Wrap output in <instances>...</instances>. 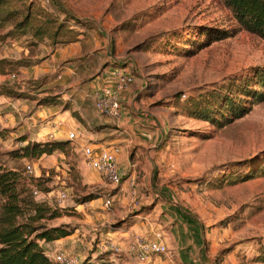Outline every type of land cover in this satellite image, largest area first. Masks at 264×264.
Listing matches in <instances>:
<instances>
[{
    "label": "rangeland",
    "instance_id": "obj_1",
    "mask_svg": "<svg viewBox=\"0 0 264 264\" xmlns=\"http://www.w3.org/2000/svg\"><path fill=\"white\" fill-rule=\"evenodd\" d=\"M46 22L51 31L60 22L66 30L95 29L111 41V53L117 56L113 64L130 68L139 80V109L163 133L151 160L156 188L163 194L156 199L184 207L203 224L218 263L264 264V101L223 127L194 116L198 108L219 120L216 95L235 85L256 87L254 70L264 69V39L243 30L222 0H51L50 5L4 0L0 43L18 40L19 50L15 59H0V72L18 73L20 66L41 60L29 55L47 38L40 36ZM36 82L25 83L26 97H13L44 104L34 93ZM9 131L0 130V163L22 174L18 189L26 203L19 221L71 230L62 246L85 256V264L108 240L100 239V230L122 225L113 216L115 221L96 226L102 215L116 213L114 198L112 210L104 208L106 195L112 196L115 188L106 191V186L86 182L68 149L67 155L57 149L42 158L10 153L21 150L27 136ZM27 164L34 166L32 172ZM61 187L69 194L63 204L57 196ZM89 195L96 198L81 202ZM35 204L45 208L43 217L35 214Z\"/></svg>",
    "mask_w": 264,
    "mask_h": 264
},
{
    "label": "crops",
    "instance_id": "obj_2",
    "mask_svg": "<svg viewBox=\"0 0 264 264\" xmlns=\"http://www.w3.org/2000/svg\"><path fill=\"white\" fill-rule=\"evenodd\" d=\"M77 29L74 42L55 43L51 38L40 42L36 52L29 55L33 59L41 58L39 62L20 66L18 73L0 72V85L13 86L25 92V83L35 80L38 84L35 95H59L57 103L47 104L0 95V130L10 129V134L26 135L27 140L23 144L51 140L69 142L65 149L74 156L83 179L108 187L106 191L115 188L112 197L117 200L116 213L102 215L96 226L109 223L111 219L115 221L111 217L118 216L123 221L122 225L119 228L106 226L100 230L99 236L101 240L102 236L114 239L124 251L114 253L99 249L84 261L85 264H137L128 251L131 239L135 235L152 236L156 232L162 233L168 251L154 255L147 264H222L214 259L212 248L208 249L211 233L197 218L182 206L156 199L162 192L156 188L151 160L163 133L161 126L139 109L138 96L142 91L139 80L134 78V82L120 93L122 116L119 120L97 112L94 92L104 87L113 88L112 73L122 67L113 64L117 56L112 55L111 41L104 35L101 37L90 26H78ZM17 42L0 43V59L17 58ZM107 62L110 63L106 65ZM14 81L23 85L17 87L13 85ZM139 130L142 138L137 135ZM71 132L81 135L71 139ZM112 144L121 147L118 163L123 182L119 187L109 183L84 162L85 146L106 147ZM60 151L62 154L59 155H67L65 150ZM131 181H135L139 192L136 198L130 192ZM93 229L97 230V227ZM66 238L42 245L51 252L65 250L62 242ZM80 257L85 260V256Z\"/></svg>",
    "mask_w": 264,
    "mask_h": 264
},
{
    "label": "trees",
    "instance_id": "obj_3",
    "mask_svg": "<svg viewBox=\"0 0 264 264\" xmlns=\"http://www.w3.org/2000/svg\"><path fill=\"white\" fill-rule=\"evenodd\" d=\"M4 0H0V6ZM233 13L236 21L243 30L264 39V0H222ZM58 20L57 17L51 20ZM48 20V19H46ZM43 28L42 38L53 39L56 43H70L77 40V34L73 30H66L63 22L54 28L46 22ZM67 37V39H66ZM256 87L251 84L235 85L224 95H216L215 101L222 112L221 119L211 117L209 112L195 109L194 116L211 120L223 127L231 121L243 117L252 106L264 101V69L254 70ZM26 97V93L17 90L13 86L0 85V95ZM59 95L43 97L41 103H57ZM212 103H210L211 105ZM198 110V111H197ZM216 120V121H215ZM23 139V138H21ZM69 142L47 141L28 142L21 150H12L10 153L19 157L31 156L40 158L43 154H53L57 149L65 150ZM22 174L18 170L6 169L0 163V264H58L48 254L42 245L43 242H51L72 233L63 226L50 228L34 226L30 222H21L18 217L23 214V205L26 203L19 188ZM23 198V199H22ZM96 196L89 195L84 201L92 200ZM35 214L43 217L45 208L35 204ZM264 260V257H263Z\"/></svg>",
    "mask_w": 264,
    "mask_h": 264
},
{
    "label": "built area",
    "instance_id": "obj_4",
    "mask_svg": "<svg viewBox=\"0 0 264 264\" xmlns=\"http://www.w3.org/2000/svg\"><path fill=\"white\" fill-rule=\"evenodd\" d=\"M46 5L51 4V0H43ZM15 77V75H14ZM114 87H104L94 92V105L98 113L119 120L122 116L120 93L134 82L130 68L114 69L112 73ZM76 132L69 134L71 139L77 138ZM121 152L119 145H109L106 147L85 146L83 148L85 165L94 169L109 183L119 187L123 182V173L119 169L118 155ZM29 172L34 170L32 164H27ZM131 195L137 197L139 192L136 189L135 181H131ZM122 190V188H121ZM34 194L38 195L39 191L34 190ZM58 199L61 204L65 203L69 194L66 188L61 187L57 192ZM113 197L106 195L104 208L111 211L113 208ZM100 249L103 251H112L121 253L124 250L122 246L114 239L109 238L107 241L101 242ZM128 251L134 256L137 264H147L148 260L154 255L166 253L168 251L166 243L163 241L161 232H156L154 235H135L129 245ZM47 254L58 264H82V259L79 254L65 250H56L54 252L47 251Z\"/></svg>",
    "mask_w": 264,
    "mask_h": 264
}]
</instances>
